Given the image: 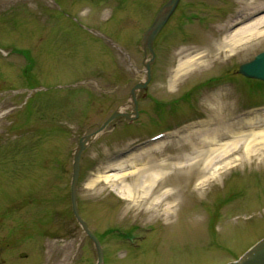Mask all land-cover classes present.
I'll list each match as a JSON object with an SVG mask.
<instances>
[{
	"label": "rangeland",
	"instance_id": "obj_1",
	"mask_svg": "<svg viewBox=\"0 0 264 264\" xmlns=\"http://www.w3.org/2000/svg\"><path fill=\"white\" fill-rule=\"evenodd\" d=\"M165 1L0 0V264H95L71 212L72 154L113 112H129V91L145 78L139 40ZM245 3L264 0H181L154 41L137 119L118 118L81 154L78 211L103 264H226L264 238V163L256 160L201 191L193 175L167 221L126 212V201L97 180L106 164L158 134L161 150L140 161L175 155L187 138L172 136L200 121L238 126L257 115L255 127L264 128V111L251 110L264 105V82L237 73L264 51V34L169 87L176 53L216 54V40ZM168 173L178 184L195 172Z\"/></svg>",
	"mask_w": 264,
	"mask_h": 264
},
{
	"label": "bare ground",
	"instance_id": "obj_2",
	"mask_svg": "<svg viewBox=\"0 0 264 264\" xmlns=\"http://www.w3.org/2000/svg\"><path fill=\"white\" fill-rule=\"evenodd\" d=\"M263 10L264 5L243 4L239 13L230 20L223 37L216 40L219 46L216 54H213L212 48L180 49L176 53L178 62L170 76L169 87L176 86L184 73L220 59L224 53H231L249 40L263 35ZM257 119V115L253 118L247 116L238 126H218L212 121H200L188 127L181 135L176 133L172 136L179 141L187 138L184 146L177 147L175 155L161 160L153 158L146 162L140 161L141 156L161 150L163 141L157 142L123 160L106 164L101 169L104 175L97 180L100 179L126 201V212H132L134 216H148L149 221L159 218L167 221L173 216L175 207L182 202L184 191L191 185L193 175V190L201 191L231 168L245 162L251 164L254 160L259 165L264 163V128L255 127ZM173 170H193L195 173H186L183 183L177 184L168 178V172ZM183 184L185 189L181 187Z\"/></svg>",
	"mask_w": 264,
	"mask_h": 264
},
{
	"label": "water",
	"instance_id": "obj_3",
	"mask_svg": "<svg viewBox=\"0 0 264 264\" xmlns=\"http://www.w3.org/2000/svg\"><path fill=\"white\" fill-rule=\"evenodd\" d=\"M180 0H167L155 13L153 20L149 27L142 33L139 40V49L143 54V69L145 78L138 82L129 91L130 110L129 113H124L125 107H121L113 112L108 119L100 125V127L93 133L83 136L79 139L77 147L72 154L71 164V179L69 184V199L71 212L74 220L81 228L85 237H87L93 245L96 262L95 264H103V250L100 242L96 236L89 230L87 224L81 219L78 212L77 205V185L80 168V157L83 151L88 147L92 140L101 134L108 125H110L116 118H123L129 122H133L138 117L137 110V95L140 91H146L147 85L150 81V68L155 61L153 52V44L157 36L160 34L168 20L174 14L178 7ZM237 73L246 79L258 80L264 82V52H261L253 57L252 60L242 63L238 67ZM25 254H20V257H25ZM226 264H264V238L259 240L247 251H245L237 260Z\"/></svg>",
	"mask_w": 264,
	"mask_h": 264
},
{
	"label": "flooded vegetation",
	"instance_id": "obj_4",
	"mask_svg": "<svg viewBox=\"0 0 264 264\" xmlns=\"http://www.w3.org/2000/svg\"><path fill=\"white\" fill-rule=\"evenodd\" d=\"M165 2H166V1H165ZM165 2H164V3H165ZM178 6H179V5H178ZM177 8H178V7H177Z\"/></svg>",
	"mask_w": 264,
	"mask_h": 264
}]
</instances>
